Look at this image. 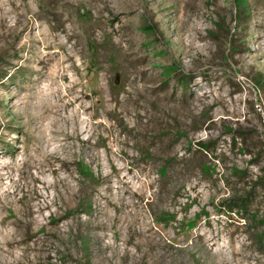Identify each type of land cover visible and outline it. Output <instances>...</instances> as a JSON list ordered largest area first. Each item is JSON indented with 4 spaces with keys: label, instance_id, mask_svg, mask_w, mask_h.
I'll return each mask as SVG.
<instances>
[{
    "label": "rangeland",
    "instance_id": "1",
    "mask_svg": "<svg viewBox=\"0 0 264 264\" xmlns=\"http://www.w3.org/2000/svg\"><path fill=\"white\" fill-rule=\"evenodd\" d=\"M0 264H264V0H0Z\"/></svg>",
    "mask_w": 264,
    "mask_h": 264
},
{
    "label": "trees",
    "instance_id": "2",
    "mask_svg": "<svg viewBox=\"0 0 264 264\" xmlns=\"http://www.w3.org/2000/svg\"><path fill=\"white\" fill-rule=\"evenodd\" d=\"M257 84L258 85L262 84L261 80L260 81L257 80ZM241 201L242 202L239 203V205H241V208H247L248 207L247 199H243ZM229 207L231 208L232 206H229Z\"/></svg>",
    "mask_w": 264,
    "mask_h": 264
}]
</instances>
